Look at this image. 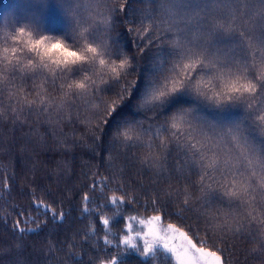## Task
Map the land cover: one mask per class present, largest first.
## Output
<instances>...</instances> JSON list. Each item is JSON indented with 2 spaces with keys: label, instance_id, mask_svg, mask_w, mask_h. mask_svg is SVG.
Returning <instances> with one entry per match:
<instances>
[{
  "label": "snow or ice",
  "instance_id": "1",
  "mask_svg": "<svg viewBox=\"0 0 264 264\" xmlns=\"http://www.w3.org/2000/svg\"><path fill=\"white\" fill-rule=\"evenodd\" d=\"M35 7L0 24V125L44 117L48 125H83V135L71 133L76 146L87 136L109 137L108 167L120 195L107 194L108 177L87 185L77 194L79 218L96 214L104 245L115 239L135 247L139 236L145 252L160 244L177 264H232L238 240L251 245L245 261L264 264V0H35ZM52 10L59 26L46 19ZM73 144L60 141L66 149ZM119 159L125 165L111 162ZM133 161L148 183L120 179ZM29 175L13 172L10 183L0 173V236L12 233L10 244L0 242V256L19 252L28 235L40 238L49 220L67 222L59 202L47 203L34 187L28 209L12 202L23 194L18 179ZM144 198L157 212L174 208L198 221L217 250L200 240L199 228L190 229L198 245L175 224L157 227L161 215L128 216L124 235L109 239L111 222L99 209L120 216L119 205ZM134 223L146 231H134ZM43 239L55 247L50 234ZM75 247L69 245L71 264H116Z\"/></svg>",
  "mask_w": 264,
  "mask_h": 264
},
{
  "label": "trees",
  "instance_id": "2",
  "mask_svg": "<svg viewBox=\"0 0 264 264\" xmlns=\"http://www.w3.org/2000/svg\"><path fill=\"white\" fill-rule=\"evenodd\" d=\"M253 5L255 0H252ZM35 0H0V24L4 22L5 17L24 16L36 11ZM46 19L53 26H59L60 13L58 10H52L46 14ZM121 31L120 28L117 32ZM116 35V33H113ZM137 70H141L144 66L143 56L139 57ZM189 103L191 101L186 98H181L180 101ZM34 118H29V121L23 125H12L10 122H5L0 125V173H7L9 182H12L13 172L19 173L22 170H31L34 176L29 175L27 179L20 177L18 183L23 189V194L14 193V204H18L21 209H28L31 204L32 192L31 189H36L35 195L44 199L47 203L58 201L55 205L57 212L63 210L68 213L67 222L63 226L53 225L49 220L47 227L41 232L40 238L33 235H28L24 238V247L19 251H14L11 254L0 256V264H16L17 258L23 261V264H71L67 260L69 253V245L77 246L73 250H86L90 255H99L102 259L108 257L116 258V264H172L175 261L170 254L163 251L162 248L156 247L151 254L140 251L138 248H130L123 243H119L113 239V244L104 245L103 236L106 234L102 231L99 218L96 214L91 216L85 214L83 218H79L80 200L77 199V194L87 190V185L93 183L104 184V178L108 177V187L105 189L108 195L113 194L118 184L113 182V177L110 175L109 159H108V144L109 137L100 133V139L96 141L93 137L87 136L84 143L80 146L79 138L76 144H73L71 133L84 134L83 125H71L67 122L60 126L48 125L44 122V117L40 118L37 124L33 122ZM38 129L39 135H34L33 130ZM42 137V139H41ZM55 137V138H54ZM259 140V136L256 137ZM73 144L71 148H62L60 141ZM111 155L115 157L116 152ZM118 165H125L124 159L111 161ZM126 175H121L120 179L126 185L135 186L133 181H143L148 183V176L140 175L139 172H145L146 169H141L139 164L134 161L125 169ZM3 177L0 176V179ZM74 189V190H73ZM109 189L113 191H109ZM52 192L49 197L48 191ZM125 190H128L126 187ZM67 191V198H62L61 193ZM143 195L142 190H139ZM120 195L119 192H115ZM91 195V193H89ZM11 199V198H10ZM9 211L11 207L5 205ZM121 215L117 216L115 212H105L103 208L99 209L101 215H106L110 220L109 239L113 238L114 234L124 235L123 223L128 216H136L138 219H148L154 215H161V224H175L181 230L188 232L193 241L199 245L196 235L190 230L193 227L201 229L199 232L200 240H207L209 250L216 251L213 243L216 237L209 238L203 230V226L192 218L184 219L174 214V208H160L159 212L155 211L151 206L148 198L140 199L136 203L130 205H119ZM29 213L26 211L25 216ZM36 215L35 213H31ZM7 216V213H4ZM191 217V214H188ZM12 217H9L11 221ZM43 220V217H39ZM137 225V224H135ZM35 227L36 225H31ZM3 224L0 223V228ZM94 229L95 237L89 235ZM45 234H50L51 243L55 246L49 249L47 241L43 239ZM89 236L87 242L83 237ZM12 233L6 231L3 236H0V242L5 246L11 243ZM251 245L238 240L233 246V254L231 255L232 264H252L251 257L245 261L247 249ZM95 249V250H94Z\"/></svg>",
  "mask_w": 264,
  "mask_h": 264
},
{
  "label": "rangeland",
  "instance_id": "3",
  "mask_svg": "<svg viewBox=\"0 0 264 264\" xmlns=\"http://www.w3.org/2000/svg\"><path fill=\"white\" fill-rule=\"evenodd\" d=\"M150 219H151V218L143 219V220H150ZM141 220H142V219H141ZM157 227L164 228V227H167V226L162 225L161 222H160V224L157 225ZM134 231H146V228H143V227H142L141 225H139V224L135 225V223H134ZM133 234H134V233H133ZM176 243L179 244V241H176ZM125 245H126V244H125ZM127 246L130 247V248H133V249H134V248H138L140 251L145 252V250H144L143 240H142V238L139 237V236L137 237V245H136L135 247H133V246H131V245H127ZM156 247H158V248H162L163 251H166L168 254L171 255V253L168 252V251H167L162 245H160V244L155 245L154 248H153V250H154ZM153 250H152L151 252H145V253H147V254H151V253L153 252ZM172 264H177V262H176V261H173Z\"/></svg>",
  "mask_w": 264,
  "mask_h": 264
}]
</instances>
